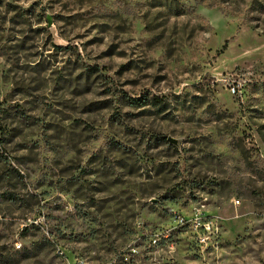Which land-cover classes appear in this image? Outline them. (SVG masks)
<instances>
[{"label":"rangeland","instance_id":"374dc122","mask_svg":"<svg viewBox=\"0 0 264 264\" xmlns=\"http://www.w3.org/2000/svg\"><path fill=\"white\" fill-rule=\"evenodd\" d=\"M0 109V264H264V0H0Z\"/></svg>","mask_w":264,"mask_h":264},{"label":"trees","instance_id":"16d2710c","mask_svg":"<svg viewBox=\"0 0 264 264\" xmlns=\"http://www.w3.org/2000/svg\"><path fill=\"white\" fill-rule=\"evenodd\" d=\"M227 46V44H225V47ZM8 117H9V115H8V113L6 112V110H2V109H0V130H3V129H5L4 128V126H2V124H1V121L3 122V120L4 121H6L7 119H8ZM18 173V172H17Z\"/></svg>","mask_w":264,"mask_h":264},{"label":"built area","instance_id":"2783aa9c","mask_svg":"<svg viewBox=\"0 0 264 264\" xmlns=\"http://www.w3.org/2000/svg\"><path fill=\"white\" fill-rule=\"evenodd\" d=\"M235 204H240V199H236L235 201ZM207 227H208V229L210 228V224H207ZM206 240V238H201V241H205Z\"/></svg>","mask_w":264,"mask_h":264}]
</instances>
